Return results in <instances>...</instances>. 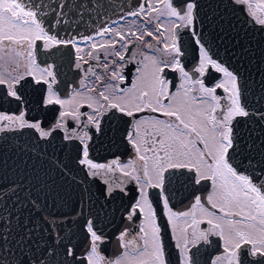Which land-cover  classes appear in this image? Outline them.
Listing matches in <instances>:
<instances>
[{"label":"snow or ice","instance_id":"6c2138e0","mask_svg":"<svg viewBox=\"0 0 264 264\" xmlns=\"http://www.w3.org/2000/svg\"><path fill=\"white\" fill-rule=\"evenodd\" d=\"M86 9L0 0V264H264V0Z\"/></svg>","mask_w":264,"mask_h":264},{"label":"water","instance_id":"95a60500","mask_svg":"<svg viewBox=\"0 0 264 264\" xmlns=\"http://www.w3.org/2000/svg\"><path fill=\"white\" fill-rule=\"evenodd\" d=\"M87 4V9L83 10V18L80 15L69 14V24L71 30L83 32L85 35L90 34L95 26L104 20H119L122 14L121 6L124 10L134 7L137 0H80ZM98 5H103L102 7ZM63 27L67 28V25Z\"/></svg>","mask_w":264,"mask_h":264},{"label":"flooded vegetation","instance_id":"af4514ba","mask_svg":"<svg viewBox=\"0 0 264 264\" xmlns=\"http://www.w3.org/2000/svg\"><path fill=\"white\" fill-rule=\"evenodd\" d=\"M130 19H132V18H130V17H125V20H124V21H119V23L123 24V23H125L127 20H130ZM116 151H117V150H116L115 148L112 149V152H113V153H115ZM120 152H121V153H124L125 150H124L123 148H121V149H120ZM98 156H100V157H108V156H109V153L104 152V151H101L100 153H98ZM125 158H126V156H125ZM176 207H177L178 210H179V209H182V205H177ZM159 223L162 225V228H163L165 242H166V244L168 245L170 251L173 252V257H172V259H173V264H175V250H174V248H172L173 241H172V239H171V237H170V234H169V229H168L167 221H166L165 218L162 217V218L160 219ZM115 251H116V249H115L114 245H110V246H109V254H113V253H115Z\"/></svg>","mask_w":264,"mask_h":264}]
</instances>
